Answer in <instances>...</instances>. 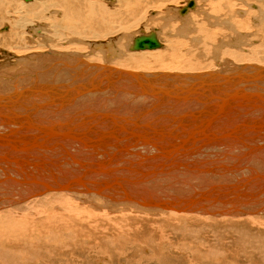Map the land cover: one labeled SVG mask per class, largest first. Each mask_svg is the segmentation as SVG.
Returning a JSON list of instances; mask_svg holds the SVG:
<instances>
[{
    "label": "bare ground",
    "instance_id": "1",
    "mask_svg": "<svg viewBox=\"0 0 264 264\" xmlns=\"http://www.w3.org/2000/svg\"><path fill=\"white\" fill-rule=\"evenodd\" d=\"M175 1L0 0L1 256L264 264V0Z\"/></svg>",
    "mask_w": 264,
    "mask_h": 264
},
{
    "label": "rangeland",
    "instance_id": "2",
    "mask_svg": "<svg viewBox=\"0 0 264 264\" xmlns=\"http://www.w3.org/2000/svg\"><path fill=\"white\" fill-rule=\"evenodd\" d=\"M18 1H19L21 4H23V5H24V3H26V2L23 1V0H18ZM32 1H33V0H32ZM35 1H36V0H35ZM41 1H45V0H41ZM185 1H186V0H176V1H175L176 3L174 2V3H173L174 5H172V6H175V5H176V6H180V4L184 3ZM30 2H31V1H30ZM177 4H179V5H177ZM25 5H26V4H25ZM176 6H175V7H176ZM8 12H9V14H8V15H9V16H8L9 19H10V18H13V16H16V15H17V14L15 15L14 12H11L10 9L8 10ZM5 13H7V12H5ZM10 13H12V15H11ZM13 13H14V14H13ZM2 25H3V26H2ZM2 25H0V29L3 27V30H4V31H7V30L10 28V24H9L8 22L3 23ZM1 26H2V27H1ZM4 28H5V29H4ZM24 31H25L26 33L28 32L27 30H24ZM45 31H46V33H45ZM47 31H49V30H48V29L43 30L42 33L40 32L39 34H42L41 37H42V36H44V37H46V36H47V37L53 36L52 33H51L52 35H51V34H48V33H50V31H49L48 33H47ZM43 32H44L46 35L43 34ZM47 34H48V35H47ZM49 35H50V36H49ZM37 37H38V36H37ZM37 37H35V38L37 39ZM245 37H246V35H245L244 38H243L244 40L242 39L243 41L246 40ZM36 39H35V40H36ZM242 40H241V42H242ZM24 42H26V43H25V47H27V50H28V51H29V49H30V50L32 49V50H35V51L37 50V51H38V49H42V48L44 49V48H45V46H43V44H42V47H41V45H31V46H30L31 43L29 44V42H28V41H25V40H24ZM26 45H28V46H26ZM244 45H245V42H244ZM38 46H40V47H38ZM31 47H32V48H31ZM34 47H35V48L37 47V48L34 49ZM0 49H1V48H0ZM0 51H3V49H1ZM0 56H1V53H0ZM230 56H231V55H230ZM230 56L227 55V57H230ZM232 57H233V56H231L230 58L234 60V58H232ZM7 60H10V58L7 59ZM143 216H145V215H143ZM146 216H147V215H146ZM157 216H160V215H156V216H155V215H152V216L150 215V216H147V217H157ZM186 225H188V224H186ZM193 225H194V224H193ZM200 225H201V224H199V226H200ZM199 226H198V227H199ZM168 227H170V226H168ZM168 227H167V226H166V227L163 226V227H162V230H163V231L160 230L161 227H158L159 231H161L160 234L158 233V232H159L158 229H154V228L150 227V233H151L150 235H151L154 239H158V236H159L161 239H162V237L165 238V239H167V236H168V237H169L168 240L171 239L172 241H180V239H182V240L184 239V240H186V242H187V239H190V238H191V235H192V242H190V243H191V244L193 243L192 245H195L196 248H198V245H199L198 241H199V242L201 241V239H199V237H203L204 240H205L206 238L208 239V238L211 236V235L208 234V232H207L206 230H203V229H202V230L197 229L196 231H195V230H194V231L189 230V229L192 228V225H190V228L187 230V231H189L188 233H187L186 229H184V230L179 229V230H180V231H179V230H176V229L173 230L171 227H170V228H168ZM193 227H195V225H194ZM147 228H148V227H147ZM147 228H146V229H147ZM165 228H167V229H165ZM140 230H141V228H140ZM173 231H174L175 233H174ZM141 232L144 233V231H141ZM164 232H165V233H164ZM161 233H163V234H161ZM169 233H170V235H169ZM203 233H204V234H203ZM133 234H135V235L138 234V235L142 236V233H138V232H136V231H134ZM172 234H173V235H172ZM181 234H182V236H181ZM184 234H185V235H184ZM186 234H188V235H186ZM144 235L147 236L148 233L145 232ZM150 235H149V236H150ZM205 235H207V236H205ZM149 236H147V237L149 238ZM180 236H181L182 238H181ZM185 236H186V238H185ZM179 237H180V238H179ZM210 238H212V236H211ZM210 238L208 239V241H209V240H212V239H210ZM143 239H144V238H143V236H142V237H141V240H143ZM175 239H176V240H175ZM15 250H16V251H15ZM10 252H11V253H12V252H18V249H14L13 251L10 250ZM10 252H9V251H6V252H4V253L2 252V256L6 254V255H8V256L5 255L6 258L9 257V256H10V258H11L13 255L10 254ZM7 253H8V254H7ZM148 253H150V252H148ZM181 253L183 254V252H180V254H177V253H176L177 256L174 255V256H176V257H175V262H177L178 264H194L193 262H192V263L189 262V261L193 260L192 257H191L190 255H189L190 257H189V259H188L187 255H185V254H184V255H181ZM11 255H12V256H11ZM2 256L0 255V264H25L24 262L27 261L26 258H25L24 261H22L24 258H22V259H21V258H15V257L13 256V258H15L14 261H15L16 263H15L14 261H12L13 263L10 262V261H8V260H9L8 258H7L8 260H6V261L4 262V260H2V258H1ZM5 256H3V259H5ZM203 257H204V256H203ZM81 258L83 259L84 264H96V260H95V261H92L93 259H92V260L90 259L91 261H89V258H87V256H85V254H83V255L81 256ZM186 258H187V260H186ZM17 259H21V260H20L21 262H20L19 260H18V262H17V261H16ZM212 259H215V258H212ZM45 260H46L49 264H60L61 262H64V261L68 262L67 260H64L61 256H59V257H57V258H56V257L53 258V261H54L55 263H52L50 260H48V259H46V258H45ZM216 260H219V259L216 258ZM7 261L10 262V263H8ZM220 261H222V260L220 259ZM6 262H7V263H6ZM29 262H30L29 264H35V262H34V263H32V261H29ZM151 262H152V261H151ZM188 262H189V263H188ZM242 263H244V262L237 261V264H242ZM45 264H47V263L45 262Z\"/></svg>",
    "mask_w": 264,
    "mask_h": 264
},
{
    "label": "water",
    "instance_id": "3",
    "mask_svg": "<svg viewBox=\"0 0 264 264\" xmlns=\"http://www.w3.org/2000/svg\"><path fill=\"white\" fill-rule=\"evenodd\" d=\"M25 1H31V0H25ZM193 6V2L192 1H189L187 3V5L181 9V13L184 14L188 9H190L191 7ZM159 46V43L153 39V38H136L135 40V43L133 44V48L135 49H141V48H148V49H152V48H157ZM189 87V91H196L198 89V87H196L195 85L194 86H190V85H187L185 87H180L179 89H183V88H187ZM195 88V89H194ZM211 116H213V113L211 112ZM161 127H155L154 130L152 132H154V134H157V136L159 137V139L163 140L162 137L164 138H168V136L171 135V133H169L168 130H165L163 125H160ZM182 128V127H181ZM185 126H184V129H180L182 131V134L186 135L187 133V130H185ZM85 130V128H84ZM185 131V132H184ZM126 136V137H125ZM125 138H128V140L130 141V144H133L136 139H139L137 136H139V134L135 133V134H129L126 132L125 134ZM152 145L154 144V141L151 143ZM129 145L127 147H125L126 149H128ZM136 147L135 148H131V153H135L136 152ZM120 159L121 161H123L122 158H118ZM127 164H123L122 167L123 168H126ZM138 166H130L128 167L127 169H124L123 171L126 173V172H129V171H132L134 169H136ZM141 173V172H140ZM136 173L138 176L137 177H140L142 175V173ZM152 177H150L151 179ZM149 180V179H147Z\"/></svg>",
    "mask_w": 264,
    "mask_h": 264
}]
</instances>
